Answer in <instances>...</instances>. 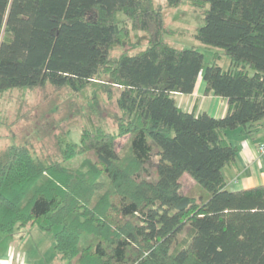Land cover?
<instances>
[{
	"label": "trees",
	"instance_id": "1",
	"mask_svg": "<svg viewBox=\"0 0 264 264\" xmlns=\"http://www.w3.org/2000/svg\"><path fill=\"white\" fill-rule=\"evenodd\" d=\"M190 3L203 20L194 38L220 50L202 78L206 92L226 99L221 117L177 104L175 93L194 91L204 55L162 39L153 0H0V91L45 83L77 91L103 68L121 88L122 113L115 133L85 128L79 143L66 141L63 161L7 150L0 241L31 224L54 229V250L68 264H264V184L229 190L223 173L238 151L226 130L251 136L264 119V0ZM119 11L149 40L110 56L127 29ZM184 173L206 192L183 193Z\"/></svg>",
	"mask_w": 264,
	"mask_h": 264
},
{
	"label": "rangeland",
	"instance_id": "2",
	"mask_svg": "<svg viewBox=\"0 0 264 264\" xmlns=\"http://www.w3.org/2000/svg\"><path fill=\"white\" fill-rule=\"evenodd\" d=\"M153 3L162 6L166 30L162 39L179 48L196 46L203 53V67L199 75L201 78L205 67L213 62L214 52L220 51L194 38L196 29L203 22L201 10L192 6L190 0H181L176 6H168L167 0H153ZM116 17L119 24L127 29L121 42L110 47L109 55L135 53L143 49L148 44V34L132 28L123 12H117ZM229 61L224 54L217 60L224 69L228 67ZM120 89L111 81L108 73L100 68L77 91L66 86L55 87L50 83L0 91V159L5 158L10 147L25 146L43 161H63L61 150L65 142L79 143L83 129L101 127L115 133L118 130V117L122 115L116 104ZM127 143L128 135L117 137V150L122 151ZM78 161L67 160L63 164L75 166ZM154 166L155 158L149 163V170L152 171ZM180 182L183 193L197 195L200 190L205 191L187 173ZM53 232L54 229L41 231L36 226L22 227L14 234L19 243L17 249L32 264H68L54 250ZM20 233L22 235L19 237ZM182 235L183 232L179 234L178 240ZM9 255L14 257L12 252ZM18 256L16 257L19 258ZM9 262L11 263L10 260Z\"/></svg>",
	"mask_w": 264,
	"mask_h": 264
},
{
	"label": "crops",
	"instance_id": "3",
	"mask_svg": "<svg viewBox=\"0 0 264 264\" xmlns=\"http://www.w3.org/2000/svg\"><path fill=\"white\" fill-rule=\"evenodd\" d=\"M229 65L230 61L228 67ZM174 97L177 104L188 111L194 110L197 113L205 111L211 116L221 117L227 110L226 99L205 91V82L202 77L197 78L192 93H175ZM257 128L251 136L244 135L240 128L227 129L225 132L226 138L235 144L238 149L235 162L223 167L229 190H240L264 184V159L257 158L254 153V147L259 142L264 141V119L259 122ZM27 226L32 228L35 225L29 224ZM21 235L22 233L18 236ZM16 236H7L0 241V263L5 264L9 259V252H12L14 257H12L11 263L32 264L28 260L29 258L17 249L19 243L15 238ZM17 255H19V258L16 257Z\"/></svg>",
	"mask_w": 264,
	"mask_h": 264
},
{
	"label": "built area",
	"instance_id": "4",
	"mask_svg": "<svg viewBox=\"0 0 264 264\" xmlns=\"http://www.w3.org/2000/svg\"><path fill=\"white\" fill-rule=\"evenodd\" d=\"M254 153L255 156L259 159H264V141L259 142L255 147H254ZM9 260H12V255H9V259L5 264H11Z\"/></svg>",
	"mask_w": 264,
	"mask_h": 264
}]
</instances>
